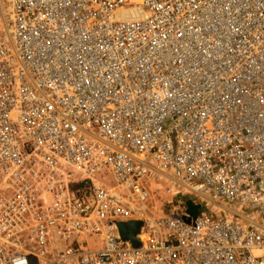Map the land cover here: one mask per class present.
Here are the masks:
<instances>
[{
	"label": "built area",
	"instance_id": "obj_1",
	"mask_svg": "<svg viewBox=\"0 0 264 264\" xmlns=\"http://www.w3.org/2000/svg\"><path fill=\"white\" fill-rule=\"evenodd\" d=\"M0 264H264V0H0Z\"/></svg>",
	"mask_w": 264,
	"mask_h": 264
},
{
	"label": "water",
	"instance_id": "obj_2",
	"mask_svg": "<svg viewBox=\"0 0 264 264\" xmlns=\"http://www.w3.org/2000/svg\"><path fill=\"white\" fill-rule=\"evenodd\" d=\"M190 203H188L189 205ZM198 208H196L195 212L193 213V218H195L197 215H198ZM127 225L128 224H121L119 225L120 226V230H121V234L123 236L124 239H127V240H131L132 243L134 245H139V240L136 238V235L140 232V227H141V222H132L131 225H134L135 226V231H133L132 233H128L126 231V228H127Z\"/></svg>",
	"mask_w": 264,
	"mask_h": 264
},
{
	"label": "rangeland",
	"instance_id": "obj_3",
	"mask_svg": "<svg viewBox=\"0 0 264 264\" xmlns=\"http://www.w3.org/2000/svg\"><path fill=\"white\" fill-rule=\"evenodd\" d=\"M96 179H97V181L99 182V183H101V182H104L106 185H108V186H111V185H113L114 184V178H113V176L110 174V173H107V172H105V173H101V174H97L96 175ZM161 194V192H159V195ZM171 200H173L172 198H170V197H166L165 198V201H171ZM165 201H163V202H165ZM91 246H93V247H96V246H98V245H95L94 244V241H92L91 240ZM98 247H103V243H100V245L98 246Z\"/></svg>",
	"mask_w": 264,
	"mask_h": 264
}]
</instances>
